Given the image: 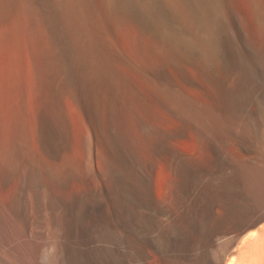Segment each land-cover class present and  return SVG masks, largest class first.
<instances>
[{
    "label": "bare ground",
    "instance_id": "bare-ground-1",
    "mask_svg": "<svg viewBox=\"0 0 264 264\" xmlns=\"http://www.w3.org/2000/svg\"><path fill=\"white\" fill-rule=\"evenodd\" d=\"M238 3L0 0V264H264V49ZM30 204L54 240L29 237Z\"/></svg>",
    "mask_w": 264,
    "mask_h": 264
},
{
    "label": "rangeland",
    "instance_id": "rangeland-1",
    "mask_svg": "<svg viewBox=\"0 0 264 264\" xmlns=\"http://www.w3.org/2000/svg\"><path fill=\"white\" fill-rule=\"evenodd\" d=\"M237 2H239L238 3V7H239V10H240V12H241V14H242V16H243V22H241V27H243L242 29V31H243V33H244V35L247 37V40H249L250 42L249 43H251V42H255L254 44H256L257 46H260L262 49H264V33L262 32L263 30H261V29H259L258 27H257V25H256V23L254 22L255 21V15H253L254 14V8L252 9V7L253 6H251V5H253V1L252 0H237ZM252 3V4H251ZM253 12V13H252ZM225 13H227V15L225 14V18H223V21H224V23L225 22H227V25L229 26V27H227V30H231V29H229V28H232V22H231V18H229V17H227L226 18V16H228L229 15V13L228 12H225ZM229 18V19H228ZM224 19H226V20H224ZM243 23V24H242ZM255 23V24H254ZM226 24V23H225ZM226 25V26H227ZM243 25V26H242ZM254 27V28H253ZM55 29V31H57L56 29L57 28H54ZM256 31H258V32H256ZM263 34H262V33ZM53 33H55V34H53V39L55 38V36H56V40L54 41L55 42V46H57V45H63V46H60V47H56L57 48V51H59V49L61 50V51H63V49L65 48V50L67 51V54H65L66 53V51L65 52H62L61 53V51H59V53H58V55L59 54H63L62 56L60 55L59 56V60H60V58H61V61H60V65H61V68L62 67H64L63 65H65V67L64 68H62L63 70L65 69V70H68V71H70L71 69V71L70 72H73V74H68V73H70V72H66V74H67V77L69 78L70 77V79H71V76H73L74 75V68L72 67L73 65H69L68 64V60H69V62L71 61L70 59V53H69V46L67 47V43L64 41V40H66V38L65 37H63V35L61 36L59 33H60V31L58 30V32H57V34H59L60 35V37L59 36H57V34H56V32H53ZM255 34V35H254ZM136 33H133V32H131V33H128L127 35H126V37L124 38V41H123V44H124V48H125V50L127 51V53L132 57V58H134L135 60H139V61H145L146 63H150V64H152L153 62H154V57H153V55L150 53L151 51L149 50V48L146 46V44H145V42L143 41V40H141V38L137 35ZM257 36H259V37H257ZM63 37V39H62V42H59V41H61V40H58V39H61ZM261 38V39H260ZM59 42V43H57V42ZM67 41V40H66ZM64 43H65V46H64ZM57 44V45H56ZM236 46H237V48H238V46L240 47V48H238V51L240 50V49H243L242 47H243V45H241V43H238V45L236 44ZM63 48V49H62ZM135 50V51H134ZM140 51V52H139ZM150 51V52H149ZM241 51V52H240ZM239 51V53H241L240 55L244 58V57H248L249 58V56L247 55L248 53L243 49V50H240ZM243 51V52H242ZM137 52V53H136ZM264 52V51H263ZM244 54V55H243ZM69 55V57H67V58H69V59H67L66 60V56H68ZM246 55V56H245ZM62 58H63V60L64 61H67V63L65 62L64 63V61L62 62ZM65 58V59H64ZM148 60V61H147ZM152 62V63H151ZM62 63H64V64H62ZM70 64H72V63H70ZM69 66H71V67H69ZM67 67H69L68 69H67ZM31 69V68H30ZM65 70H64V72H65ZM29 71V72H28ZM31 72H32V74H31ZM30 73V74H29ZM39 74V73H38ZM38 74L36 75V73H34L33 71H30L29 69H27V72H26V84H27V90H29V92H28V94H27V101H29V104L31 105V101L29 100V99H32V93H33V91H34V95L35 94H37L38 93V91H39V89H40V87H41V77H40V75H39V77H38ZM31 75V76H30ZM33 76V77H32ZM28 77H30V79H29V81L27 80V78ZM36 78V79H34V81H35V84H34V81L32 80L33 78ZM39 78V79H38ZM38 79V80H37ZM31 80V81H30ZM95 80V79H94ZM39 81H40V83H39ZM28 82V83H27ZM32 82V83H31ZM96 82V81H95ZM94 81H92L91 82V84L90 85H92V87L94 86V88H93V90H95L96 89V84L97 83H95ZM37 83V84H36ZM93 83H95L94 85H93ZM28 84H33V85H28ZM90 85H88V86H90ZM30 86H32V87H30ZM39 86V87H38ZM96 86V87H95ZM38 87V88H37ZM92 87H88V89H90L91 90V88ZM31 88V89H30ZM87 89V85H86V90H88ZM33 90V91H32ZM32 91V93H30ZM31 97V98H30ZM67 98H65L66 99V101H65V99H64V102H66L67 104H65L66 105V108H67V106H68V108H70V109H68L67 108V110H70V111H68L69 113H70V115H71V113H73V112H75L74 111V109H73V106H72V103H71V101H70V98H69V96H66ZM71 104V105H70ZM28 107H29V105H28ZM30 108V107H29ZM72 110V111H71ZM30 111L32 112V120H35L34 118L36 117V115H34L35 114V112L33 111V109H32V107L30 108ZM75 115V113L73 114V116ZM33 116H34V118H33ZM76 119V120H75ZM74 121L73 122H75V123H73V125H74V127H77L79 124L77 123V126H75L76 125V122H77V120H78V118L77 117H74V119H73ZM78 122H79V120H78ZM48 124H49V122H47ZM47 123H45V125H44V127H47L46 129H48L49 127H50V125H48V126H46V124ZM80 127H81V125H79V128L77 127V130H80ZM51 128V127H50ZM50 128L48 129L49 131H50ZM46 129L44 128V133H45V135L46 136H48V137H46L45 136V140H48V141H45V151H46V153H47V156L49 155V152H50V149L53 147V145L55 144V136H54V133H52L51 134V131L49 132L50 134H48V131H46ZM76 129V128H75ZM76 130V131H77ZM54 137V140L52 139ZM47 138V139H46ZM51 140V141H50ZM48 142V144L46 145V143ZM50 142H51V144H50ZM50 144V145H49ZM192 147V145H191V143H189V142H185L183 145H182V148L184 149V150H189L190 148ZM48 148H50L49 149V151H48ZM48 158V157H47ZM48 160H49V158H48ZM160 171V172H159ZM157 173H158V175H157ZM161 173V174H160ZM156 177V179H155V182H156V185H157V190L158 191H161L162 190V188H163V185L165 184V182H166V180H165V176H164V174H163V172L161 171V170H158L157 172H156V175H155ZM165 181V182H164ZM164 182V183H163ZM163 184V185H162ZM161 185V186H160ZM11 187V188H10ZM10 187H8L9 188V191L8 192H10V193H8L7 192V190H8V188L5 190V191H0V200H2V201H5V199H7L11 194H12V189H14L13 188V186H10ZM159 187H160V189H159ZM6 195H8V196H6ZM30 208V209H29ZM29 211H28V215H30L29 217L30 218H33V219H35V221L37 222V220H38V222L37 223H39V225H37L36 224V222L34 221V220H32V219H30L31 221H29V223L31 224H29V227H28V230H29V232H28V235H29V237L31 238L32 237V239L33 238H35V237H37L38 238V240L37 241H40V242H43V241H45V240H54V236H55V233H52V232H54L51 228H49L50 226H49V219H48V216H47V214L45 213V212H42L41 213V215H36V213H35V210H34V208H33V205L32 204H30L29 205ZM31 210H32V212H31ZM33 212L35 213V214H33ZM31 215L33 216L34 215V217H31ZM38 216V217H37ZM42 216V217H41ZM40 217V218H39ZM39 219H40V221H42V222H40L39 221ZM40 223H42V224H40ZM35 224V225H34ZM37 225V226H36ZM41 225H42V227H41ZM48 225V226H47ZM35 226V227H34ZM38 228V229H37ZM41 229V230H40ZM33 230H36V231H33ZM36 232V233H35ZM37 232H39V233H37ZM41 232V233H40ZM35 234H37V235H35ZM33 235V236H32ZM41 235V236H40ZM47 238V239H46ZM31 239V240H32ZM44 239V240H43ZM43 240V241H42ZM33 241H35L36 243H34ZM36 241V239H34V240H32V242L36 245V246H38L39 244H40V242H37ZM37 243H39V244H37ZM152 264H154V263H152ZM156 264V263H155Z\"/></svg>",
    "mask_w": 264,
    "mask_h": 264
}]
</instances>
